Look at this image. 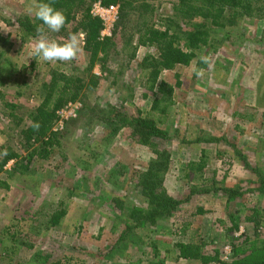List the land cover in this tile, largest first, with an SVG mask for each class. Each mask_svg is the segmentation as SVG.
Instances as JSON below:
<instances>
[{
    "label": "rangeland",
    "instance_id": "1",
    "mask_svg": "<svg viewBox=\"0 0 264 264\" xmlns=\"http://www.w3.org/2000/svg\"><path fill=\"white\" fill-rule=\"evenodd\" d=\"M148 1L155 7L156 21L170 13L176 0ZM32 3L0 0V59L14 65L10 71L16 70L0 90L6 101L23 104L25 109L36 102L35 95L51 70L88 78L89 54L83 50V34L71 33L75 23H69L67 31L48 32L57 42L69 34L79 35L82 51L75 60L51 64L30 57L35 37L23 39L17 20L33 18ZM258 6L264 13V0ZM231 31L227 39L210 35L204 49L212 56L214 68L203 78L190 74L189 65L161 71L159 80L174 86L173 94L164 95L159 105H167L166 114L151 110L153 95L145 83V70H139L135 60L128 61V49L122 48V39L116 34V47L103 68L96 64L91 71L98 77L96 87L85 92L84 101H68L56 111L50 130L63 132L60 145L46 158L34 156L24 174L8 180L9 189L0 187V264H34L43 256L59 264H136L139 260L146 264L154 260L156 252L155 261L162 260L159 264H197L175 258L173 243L178 240L205 243L204 249L227 262L232 246H239L242 232L250 240L258 234L263 238L264 196L255 188L258 178L264 177V16L245 18ZM147 50L154 54L140 47L137 57ZM14 78L18 81H12ZM22 80L25 85L18 86ZM107 104L116 105L128 116L109 142L102 140L104 130L97 119ZM144 117L155 118L168 131L169 137L160 143L170 161L163 186L182 203L169 222L130 230L117 248L119 254L113 255L126 219L122 216L121 223L116 219L120 210L111 199H122L126 206L139 203L136 176L154 157L148 147L127 137L134 122ZM18 129L0 99V140L16 144ZM197 162L202 170H192L191 163ZM0 178H5L4 173ZM223 186L239 187L241 194L227 202V196L215 190ZM62 208L66 214L61 222L50 226L49 215ZM197 208L207 211L198 213ZM253 209L261 212L257 224L246 220ZM229 213L239 223L235 232L229 230ZM199 222L206 226L198 228ZM137 234L142 237L139 249L134 247ZM153 242L155 246L150 245ZM226 247L230 250L227 259Z\"/></svg>",
    "mask_w": 264,
    "mask_h": 264
},
{
    "label": "trees",
    "instance_id": "2",
    "mask_svg": "<svg viewBox=\"0 0 264 264\" xmlns=\"http://www.w3.org/2000/svg\"><path fill=\"white\" fill-rule=\"evenodd\" d=\"M94 1H100L105 5L111 3L119 5V16L112 29L111 37L100 38L102 22L90 13L91 4ZM261 1L176 0L171 4L170 13L161 15L155 21V7L150 5L148 0H38V2L50 3L54 8L63 11L66 23L60 31H67L69 23L72 22L75 24L71 33L81 32L83 34V50L89 54L86 66L88 78L79 75L72 76L55 69L51 70L49 79L41 84L38 94L35 95L36 102L27 109L23 104L6 101L5 92L0 90L1 101L19 127L16 144L3 143L0 145V153L5 149L7 152L6 155H0V173L5 175V178H0V187L9 189L8 180L16 174H24L34 156L46 158L55 145H60L59 140L63 132L50 130L51 123L56 117V111L68 101H84L85 92L96 87L98 77L91 71L96 64L103 68L111 51L116 47V34H119L122 39V48L128 49V61L135 60L137 68L145 70V83L148 84L147 89L153 95L151 110L164 113L167 105L164 104L162 107L159 105L164 100V95L170 97L173 94L174 86L159 80L161 71L172 69L177 65H189L197 59L198 53L209 45L212 33L221 34L224 39H227L231 36V29L241 20L264 16V13L260 12L262 7L258 6ZM17 22L23 33L21 35L23 39L36 37V27L41 22L34 16L30 20L18 18ZM140 47L151 49L154 54L147 50L142 57L138 58L137 50ZM2 55L0 51V57ZM196 63L198 67L204 66L199 63L198 59ZM13 67L14 65L9 61L0 59V87L7 86L6 80L11 79L16 72V70L10 71ZM12 81L17 82L18 80L14 78ZM21 84L25 85V81H20L18 86ZM82 106L85 107V102ZM101 110L102 113L97 115V119L104 130L102 140L109 142L125 126L128 116L114 104H107ZM34 121L40 124L38 131L31 127V122ZM127 137L134 144L148 147L154 157L149 159L145 169L143 168L136 176L135 187L138 190L139 203L132 204L131 202L126 206L122 204V199H111L115 202V207L120 210L119 216L115 215L116 219L120 223L122 216L126 219L125 229L113 246L115 249L113 255L119 254L121 249L117 248L123 244L130 230L151 229L160 222H169L179 212L182 203L181 200L170 195L163 186L164 175L170 161L165 149L160 147V143L167 140L168 131L160 127L155 118L144 117L134 122ZM10 161L13 163L6 169L5 166ZM190 166L192 170H202L201 162L191 163ZM246 166L248 167L249 164L247 163ZM215 190H221L227 196V202L241 194L239 187L223 186L216 187ZM255 191L258 195L264 196V177L258 178ZM260 213L259 209H253L246 220H253L254 224H257ZM65 214L66 211L63 208L55 209L49 215L48 224L52 227L58 225ZM228 218L231 224L229 230L237 231L239 223L235 221L234 213H229ZM258 235L261 236V234ZM260 236L250 240V235L242 232L239 237L240 244L232 246L231 260L227 262L218 260L217 254H211V251L204 249L205 243L199 241H175L173 243L176 249L175 258L194 261L197 264H208L212 261H218L219 264H264V236L263 238ZM235 238L238 239V237ZM134 241V247L141 248L139 246L142 242L141 235L137 234ZM150 245L155 246V243ZM157 254L158 252L154 253V260H148L146 264L161 263L162 260L155 261ZM38 260L34 264H59V261L48 262L49 256H43L40 261ZM136 264H140V260Z\"/></svg>",
    "mask_w": 264,
    "mask_h": 264
},
{
    "label": "clouds",
    "instance_id": "3",
    "mask_svg": "<svg viewBox=\"0 0 264 264\" xmlns=\"http://www.w3.org/2000/svg\"><path fill=\"white\" fill-rule=\"evenodd\" d=\"M29 11L34 14L36 20L41 24L36 27V37L31 49L30 57L35 60L47 62L51 64L69 63L75 60L81 53V42L78 34H69L63 42H57L55 39H50L48 32L58 33L65 27L66 16L62 10L56 9L52 4L47 2H38L33 0ZM207 50L202 49L198 54L199 63L206 65V68L197 66L195 61L190 62L189 72L194 74L198 79L203 78L206 71L214 68V62L210 54H206ZM31 127L38 131L40 124L38 121L31 122ZM4 141L0 140V144ZM6 149L0 155H6Z\"/></svg>",
    "mask_w": 264,
    "mask_h": 264
},
{
    "label": "built area",
    "instance_id": "4",
    "mask_svg": "<svg viewBox=\"0 0 264 264\" xmlns=\"http://www.w3.org/2000/svg\"><path fill=\"white\" fill-rule=\"evenodd\" d=\"M90 13L93 16L98 17L102 22V29L100 30V38L105 36H111V31L116 23L119 16V5L118 4H103L100 1L93 2ZM230 253L228 247L225 249V258Z\"/></svg>",
    "mask_w": 264,
    "mask_h": 264
},
{
    "label": "crops",
    "instance_id": "5",
    "mask_svg": "<svg viewBox=\"0 0 264 264\" xmlns=\"http://www.w3.org/2000/svg\"><path fill=\"white\" fill-rule=\"evenodd\" d=\"M199 209V210H198ZM197 210H198V213H206V211L207 210H205V209H201V208H197ZM200 210H201V212H200ZM198 228H202V226H206V222H204V223H201V222H199L198 223V225H196ZM196 227V228H197ZM205 229H206V227H205ZM177 258V257H176ZM182 261H187V260H185V259H181Z\"/></svg>",
    "mask_w": 264,
    "mask_h": 264
}]
</instances>
